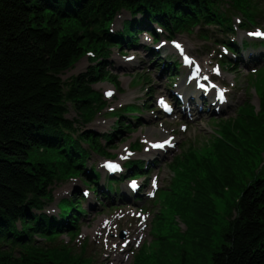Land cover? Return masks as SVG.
Returning a JSON list of instances; mask_svg holds the SVG:
<instances>
[{"label":"rangeland","instance_id":"374dc122","mask_svg":"<svg viewBox=\"0 0 264 264\" xmlns=\"http://www.w3.org/2000/svg\"><path fill=\"white\" fill-rule=\"evenodd\" d=\"M226 3L231 4L230 1H226ZM244 7L249 10L240 9L238 15H235L234 18L235 29H238L237 35L242 32L241 30L245 31L239 20L245 14L248 16L252 7H254L252 9L258 11L264 9V0H258L256 6L249 3L244 4ZM129 18H131L130 13L127 14L124 21ZM62 19L63 29L67 24L69 35L83 32L73 15L62 17ZM260 27L264 28V24H261ZM121 29L113 27L115 32H119ZM206 29V26L204 28L198 27L192 32V35L182 34L174 38L192 44V47H194L192 49L193 53L198 54L201 59L208 60L206 58L213 56L214 63L206 68L209 71L211 69L213 71L219 70L222 78L227 79V84L224 85L229 87H232V84L235 85L232 89L234 94L230 95L233 100L237 94L244 96L230 113L205 117L191 124L187 130L180 128L178 125L176 126V122L171 120H167L169 122L168 128H160L162 123L153 121L155 105L151 94V89H161V83L157 82L152 76L154 74L156 77V74H159L158 68L155 64L151 68L143 66L145 57L150 59L151 56L143 53L142 50H137L138 47L126 49L121 46L116 50H111L110 57L107 59L109 65L113 64V59L128 64L123 67H112L108 72L109 77L105 81L94 85H91L92 82L88 83L91 86V92L99 93L108 105L93 123L84 128L94 131L96 135L99 134L100 129L106 127H110V132L115 131V137L108 138V143L105 137L100 138L101 150L104 154L106 153V157L114 154L128 156L129 152H137V156L142 155L146 148L141 139L145 138L147 131L151 128L168 131L170 138L174 139L175 146L172 154L164 162L153 168L152 173L150 172V178L153 175L154 177L158 176L156 187H159V190L156 199L153 201H161L162 203L161 219L158 222L155 219L154 224L151 225L156 213L151 211L153 205L138 206L128 201L111 203L103 196H99L100 191L92 192L95 203L93 208L88 206V203H84L85 209H83L77 203L72 206L63 201L60 203V207L62 209L66 208L68 213L73 210L72 216L76 224L65 230H58L56 226H51L47 231L38 230L37 233L33 234L35 237L29 241L28 245H35V247L44 249H49V247L52 249L62 248L66 251L49 253L45 258L40 257V260L51 264H160V261L164 264H188L189 262L191 264L193 259L190 255H193V248H190V244L187 242L189 238L187 234L189 221L193 220V214H195L192 207L196 199L201 200L202 198V194L199 196V185H203L206 178L203 169L208 167L217 170L213 174L219 178L223 173L220 156L222 160L227 158V162L229 158L232 159L231 157L234 156L237 157L238 161L234 160L235 165L232 170L233 172H240L239 179L235 177L231 185H224L218 193L208 191V195L207 192L204 193L205 195L203 194L205 198L208 197L213 211L210 212L211 219L206 224L207 242L203 251L205 255L202 258L199 257L193 260L192 264H212L214 250L219 244L218 235L224 230L230 218L236 215V205L241 199L243 188L252 180L254 181L259 177L264 178V142H261L264 138V60L257 61L254 68H243L241 65L238 68H232L226 65L223 62L224 56L221 57L225 54L221 50L223 42L214 43L215 40H205L202 37L203 34L213 37ZM208 29L213 30L215 28L209 27ZM218 40L216 37V41ZM249 49L255 50L249 47L248 49L243 48V52H247ZM100 51L99 45L85 43L82 56L74 62L70 70L65 72L63 81L67 82L87 71L91 66H96L99 63V57H101ZM153 55L156 56L157 53H153ZM174 59L181 63V59L176 56H174ZM252 69H258L261 72L251 75L253 73ZM170 78L168 77L166 82ZM249 83H252V85L250 86ZM248 96L250 99L247 104ZM155 98L157 96H154ZM94 100L97 103L96 99ZM135 113L136 115L132 117L131 115ZM121 114L125 115L121 117ZM69 117L78 120L82 118L75 111H72ZM222 118L225 121L218 123V119ZM97 120L99 121L96 123ZM160 136L162 135L159 133L154 134V138ZM62 143L64 141H58L52 144L53 146L42 148L34 156L38 159V162L43 163L44 167L48 168L50 174L53 168L62 169L65 177H67L65 179L69 181L70 191L74 187H79L80 191L82 188L89 189L87 186L88 181L81 175L80 168L76 167L75 164L72 166L69 160L63 157L65 155L61 152L66 151ZM78 150L80 151V149ZM61 158L63 159L62 163L60 162ZM91 159L96 163L103 160H99L98 155L95 153ZM72 168H76V172L79 173L76 178H72L74 176ZM172 180L175 181L174 186H172ZM150 182L155 184L154 180ZM61 185H58L57 193L69 194L66 187L63 185L61 187ZM165 185L166 187H172L174 192L172 194H159L161 192L160 188ZM61 197H57V199ZM70 197L72 199L69 200L75 203L76 199L74 200L71 195L65 198ZM140 207H147V210L139 212ZM78 212L81 213V219L77 218ZM156 217H158V214ZM147 220L148 226L143 228ZM136 221V228L143 230V243L139 249L135 247V255H132L130 247H127L124 252L128 256L127 261L112 262L113 258L121 256L117 252L122 246H125L129 239V223ZM123 231L126 232L125 239L121 238ZM154 233L162 236L155 238ZM57 235L60 236L59 241L55 245L49 246L48 241ZM97 237L101 239L99 240ZM182 251H190L192 254L188 253L183 256ZM175 256H178V258L175 259ZM14 257L21 258V254L17 252Z\"/></svg>","mask_w":264,"mask_h":264},{"label":"trees","instance_id":"16d2710c","mask_svg":"<svg viewBox=\"0 0 264 264\" xmlns=\"http://www.w3.org/2000/svg\"><path fill=\"white\" fill-rule=\"evenodd\" d=\"M119 3L148 19L159 15L168 26L178 20L176 26L183 31L200 22L203 9L224 8L219 0H0V246L12 240L18 221L28 233L34 232L33 209L43 206L42 197L51 199L52 171L34 154L58 141L72 140L69 132L76 131L74 123L65 119L70 112L87 116L98 107L88 83L108 77L103 65L90 67L67 82L63 76L83 54L85 43L99 45L100 53L116 47L105 40L110 38L108 23ZM70 15L82 33L69 35L67 24L63 29L62 17ZM82 138L96 145L90 134ZM61 153L73 166L71 155ZM231 158L227 162L220 156L223 173L219 178L213 174L217 170L204 167L206 178L199 185L202 198L192 207L195 214L187 234L193 260L205 255L206 224L213 211L204 195L218 193L235 177L239 179L240 172L232 170L237 157ZM259 178L243 188L236 215L218 235L212 264H264V178ZM22 264L39 263L23 259Z\"/></svg>","mask_w":264,"mask_h":264},{"label":"bare ground","instance_id":"6f19581e","mask_svg":"<svg viewBox=\"0 0 264 264\" xmlns=\"http://www.w3.org/2000/svg\"><path fill=\"white\" fill-rule=\"evenodd\" d=\"M127 14L123 13L122 15L118 16L117 19L114 21V26L115 28L117 27H121L122 23H124V29L123 32L121 33V35L119 36V34H115L114 38H116L117 40L120 41V43L122 44L123 47H125L126 49L132 48V47H138L137 50H142L144 53V48L148 47L150 48V51H146L147 55L153 56V51L156 49H160V53L162 55V58L166 59L167 58V53H163L162 51H166V52H170L171 54H176L175 50L177 48L176 46V42L178 39H170L169 36L170 34L168 32H164L161 33L160 32V26L158 25V23H153L150 20H148L146 17H141L139 19H134V18H129L127 20L124 21V19L126 18ZM155 21H160V17L158 16H154ZM124 21V22H123ZM140 24H144V26L146 27V29H141L140 27H135L134 28V36L132 39H126L124 40V37L129 33V31L133 28L134 25H140ZM164 25L168 24L167 21L164 20ZM154 35L157 36L159 39L155 40ZM221 39H225L227 41H231L232 43L235 42L238 44V46H242L244 41H246L248 38L251 37H255L254 35H245L244 33L240 32L238 35L237 34H232L231 32L228 33L227 36H222L219 35ZM124 42V44H123ZM162 50V51H161ZM151 52V53H150ZM254 52H249L250 55H252ZM190 54H192L190 52ZM250 58L246 55L239 54V52L235 55L234 59L226 56L225 57V61L229 62L231 64L232 68H238L239 65H241V67L243 68H249V64H251L252 59H250L249 61H245L244 58ZM147 59V64L148 65H153V62L150 61V59L148 57H146ZM195 62H199L197 57L193 58ZM113 64H110V70L112 69V67H123L128 63H122L120 61H115V59H113ZM243 62V64H242ZM103 65V64H101ZM193 67H191V66ZM104 66V65H103ZM185 77L186 81L188 82L189 80V74H194L195 68L194 65L189 64V65H185ZM106 69V68H105ZM188 71V76L186 74V72ZM200 71L202 75H205L206 73L203 72V70L201 69ZM223 82H226V80L224 78L221 79ZM194 81H198L200 82V78H197ZM184 83V81H183ZM201 84H203V86H206L205 82H200ZM185 84V83H184ZM221 85V84H220ZM191 86L188 87L187 89V98L189 99L188 102L186 103V106L184 104L183 108L181 109L180 113L184 114L186 112V110H190L191 112H195L196 115H221V114H226V113H230L234 110V108L236 107V105L239 103V101L244 97L241 94H237L236 98L233 100L232 98L227 99V97L224 98H220V97H216L213 94L212 89H207L204 92H202L201 90L195 92L194 89L190 88ZM220 88H218L219 91ZM220 94V93H219ZM191 96V97H190ZM192 96H195L197 99H193L191 100ZM207 101V102H206ZM67 120H71V117H69V115L66 116ZM110 127H106L104 129H100L99 130V134L98 136H102V137H107L109 136L110 133ZM154 133H159L162 136H167L165 130L160 129V130H152L149 131L148 136H149V140L150 142H154ZM168 149H170L171 147H167ZM166 147L164 148H157L154 151H149L148 152H144L142 155H139L138 157L135 158H140L141 161H145L146 162V169L145 171L150 172V168L153 167L155 168L156 166H158L159 164H161L162 162H164L166 160V158L168 156H170L173 152V149L170 150V152L168 154L167 153V149ZM67 151L71 154L72 160L74 162V164L76 165V167L80 168V171L82 172V176L87 179L88 181L91 182L92 185H95L98 187V190H101L106 193L105 196L109 201H112L113 199H115V195L114 193H110V191H106V183L103 182L102 179H99L96 175H94V167L96 166V162L91 159V156L89 154L86 153L84 147H82V150L79 151L78 149H76L74 146L68 145L67 146ZM117 162L119 164H122L123 167H125V170L122 174H116L112 177H115L116 179L119 180L118 183V190L124 191L126 194H128V198H131L132 200H139L141 197L143 200H147L145 193H140V192H134L132 191L130 188H128V184H127V179H128V175L132 174L135 171V167H129L130 164V157H126V156H120V159L117 160ZM104 174L110 178L111 176L109 175L110 173L107 172L106 170H103ZM61 174H57V177H60ZM79 187H74L71 191L72 194H78L77 189ZM165 193L166 194H172L174 192V189L172 187H165ZM70 194V193H69ZM101 195H103V193H101ZM66 197V195H63L61 197V199L63 200ZM54 210H52L51 213H53ZM56 215H61V211L57 210ZM161 213L159 212L158 217H156V222H158V220L161 219ZM73 225V221H70L68 226H72ZM23 232V230H21ZM132 233H135L134 231H132ZM126 256V255H124ZM110 262V261H109ZM125 262V261H124ZM111 263V262H110Z\"/></svg>","mask_w":264,"mask_h":264},{"label":"snow or ice","instance_id":"6c2138e0","mask_svg":"<svg viewBox=\"0 0 264 264\" xmlns=\"http://www.w3.org/2000/svg\"><path fill=\"white\" fill-rule=\"evenodd\" d=\"M251 35V34H250ZM255 35H257V36H261V35H264V34H262V33H260V32H257V33H255ZM179 47V46H178ZM109 167H113L112 165H109ZM133 186H135V185H133ZM154 187H155V184H154Z\"/></svg>","mask_w":264,"mask_h":264},{"label":"water","instance_id":"95a60500","mask_svg":"<svg viewBox=\"0 0 264 264\" xmlns=\"http://www.w3.org/2000/svg\"><path fill=\"white\" fill-rule=\"evenodd\" d=\"M0 47H1V42H0Z\"/></svg>","mask_w":264,"mask_h":264}]
</instances>
